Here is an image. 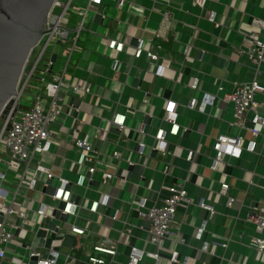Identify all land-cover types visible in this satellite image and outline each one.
<instances>
[{
	"label": "crops",
	"instance_id": "obj_1",
	"mask_svg": "<svg viewBox=\"0 0 264 264\" xmlns=\"http://www.w3.org/2000/svg\"><path fill=\"white\" fill-rule=\"evenodd\" d=\"M86 3L85 0L84 6ZM99 10L106 15L104 24L95 23L91 11L89 23L85 21L84 35L81 37L80 33L73 51H70L72 33L66 51L61 54L49 51L50 56L56 53L57 57L46 79L50 81L53 75L66 70L65 76L72 82L78 78L90 81L91 93H81L79 105V115L91 114L86 129L94 136L104 138L103 127L108 120L116 112H126L129 128L123 135H129L131 139L126 144L121 141V149L126 158L141 165L147 160L148 166L143 180L133 178L122 184L114 179L112 185L100 186L102 191L113 192L114 197L109 207L102 208L99 215H93L92 231L87 239L118 242L115 256L100 254L109 264H126L129 245L161 255L159 260L145 256L138 264H176L170 260L174 249L179 251L181 258L187 256L189 264H262L249 246L257 232L245 217L248 209L264 203L263 156L244 151L240 158L231 159L225 166L230 195L236 197L232 207L227 204V196L218 192L221 172L209 166L215 154L213 143L219 133L241 132L245 138H251L249 131H232L233 104L224 101L223 96L231 92L236 83L255 77L264 83V63L257 66L256 61L250 60L243 42L244 33L260 30L254 21L264 19V0H206L205 7L194 5L193 0H127L122 8L116 0H107ZM165 10L173 11V20L166 37H160L156 32ZM211 11L219 26L209 19ZM109 37L125 42L123 51L114 52L120 61L116 70L107 45ZM141 37L145 40V49L153 47L167 65L164 77L155 76V65L145 53L141 57L134 56L135 39ZM194 77L199 79L198 89L189 86ZM203 91L217 95L215 105L206 113L188 108L190 98H200ZM65 94L61 92L69 103L72 97ZM256 98L261 103L258 109L264 114V93H257ZM169 99L178 101L181 131L178 136L169 137L168 155L163 156L159 151L152 154V134L163 124L161 118ZM147 114L151 115L152 123L147 125V133H140L137 128ZM251 116L250 111L248 117ZM74 124L73 115L64 120L60 132L62 142L54 146L57 155L47 156L49 163L57 164L64 156L75 155L69 144ZM115 136L118 134L110 131L109 137ZM139 142L146 143L144 154L138 151ZM258 150L264 151V135L258 139ZM189 151L193 152L192 161L186 159ZM165 162L171 163L172 175L164 176L161 172ZM119 166L125 167L126 162L120 161ZM139 181L141 186H137ZM176 181H182L195 200L205 199L218 212L207 222L206 231L198 240L196 229L208 217V211L198 205H181L172 223V233L163 245L158 246L149 239L150 226L145 224L149 220L140 217L135 205L131 208L129 200L132 192L137 191L147 198L148 205H152L161 185ZM88 196L96 198L99 193L91 189ZM116 208L120 209L119 216L112 220ZM87 214L88 211L82 209L80 225H88ZM205 241L209 242L207 251L202 249ZM219 241H228V246H221ZM82 254V250H72V256L78 259L73 264H85L79 259Z\"/></svg>",
	"mask_w": 264,
	"mask_h": 264
},
{
	"label": "built area",
	"instance_id": "obj_2",
	"mask_svg": "<svg viewBox=\"0 0 264 264\" xmlns=\"http://www.w3.org/2000/svg\"><path fill=\"white\" fill-rule=\"evenodd\" d=\"M106 1L86 0V6L78 10L79 20L72 23L73 30H70L67 27L70 21L65 18V14L73 0H56L47 18L45 33L35 46V48L39 45L41 47L32 62L31 58L35 48L31 51L18 84L19 102L23 94L32 96L34 101L28 104L29 109H17L11 119V127L7 126L9 117L0 116L2 118L0 153L4 154L0 155V162L6 165L8 171L16 173L12 180L5 171L0 170V264H29L33 257H37V264H73L78 260L72 256L73 249L83 251L79 259L85 264H109L100 254L115 256L118 251L116 241L108 242L103 238L91 241L87 238L92 231L90 225L94 221L93 215H99L102 208L109 207L114 197L113 192L102 191L100 186H110L114 179L120 180L122 184L129 181L127 178L117 176L120 168L119 162L125 161V167L135 163L132 159L126 158L121 149V141L126 144L131 139L129 135H123L129 128L127 113L116 112L108 120L107 125L103 127L104 138L94 136L86 129L90 123L91 114L85 112L82 116L79 115L80 106L75 105V100L80 98L81 93H91L92 84L83 78H78L74 82L70 81L65 76L66 70L53 75L50 81L46 79V75H40V81L44 83V92L49 98L46 111L43 110L41 93L25 92L31 78L35 77L38 67L42 68L45 74L50 71L52 61L47 51L52 39L55 38L56 41L61 42V39H69L72 33L70 51H73L80 33L85 29V21L90 12H99L103 18L106 17L104 12L99 10V7H102ZM116 1L120 8L127 2V0ZM205 3L206 0H193V4L200 7H205ZM56 8L61 9L60 13L55 12ZM162 13V23L156 34L166 37L171 28L173 11L165 10ZM210 14L209 19L219 26L220 23L216 21L215 13L211 11ZM254 25L260 30L244 33L243 42L247 47L246 52L250 60L256 61L259 66L264 63V19H256ZM107 45L110 49V56L113 58V69L116 70L120 61L114 56V52L123 51L125 42L109 37ZM239 51L243 50L239 48ZM143 53L154 63L155 76L164 77L167 65L160 60L159 53L153 47L145 49V40L141 37L138 39L133 54L135 57H141ZM41 63L43 64L40 66ZM28 65L30 67L27 70ZM189 86L192 89H198L199 79L194 77ZM42 87L43 85H40L36 88L41 91ZM61 92L71 95L72 99L69 103H66V98L61 95ZM257 93H264V83L255 77L250 81L236 83L234 89L223 96L224 101L233 104L234 120L231 125H236L238 131L251 133L250 139L245 138L241 132L219 133L213 143L215 154L209 167L221 172L218 192L227 196V204L230 207L235 204L236 197L230 195V183L227 181L225 166L231 159L240 158L244 151L256 152L263 156L264 160V151L258 150V139L264 135V114L258 109L261 103L256 98ZM216 98V94L203 91L200 98L191 97L187 107L206 113L209 107L215 105ZM250 111L252 116L248 117ZM74 112H78V115L75 116ZM72 115L77 121V126L73 130L69 144L75 155L73 157L64 156L57 164L49 163L47 156L57 155L53 151L54 146L62 142L60 132L64 120ZM179 117L178 101L169 99L161 118V123L167 125H158L152 134L154 143L150 147L153 151H159L163 156L169 154V137L178 136L181 131L182 124ZM248 121L251 123L248 124ZM112 125L120 130V134L113 138L109 137V128ZM147 125L146 122H141L137 128L138 132L147 133ZM55 126L57 128H54ZM110 144L115 147L111 149ZM137 146H139V153L144 154L146 143L139 142ZM186 159L192 161V151H189ZM143 165L148 166L147 160ZM161 172L164 176L172 175L171 163L165 162ZM94 180L100 182L99 186L92 183ZM6 183L9 185H4ZM49 185L55 188L52 194L43 192V188ZM137 186H141L140 181ZM91 189H95L99 196L90 198L88 191ZM36 194L40 196L37 197ZM157 195L158 198L152 205H148L147 198L137 191L132 192L129 201L132 209L135 205L140 217L150 221L149 239L158 246L163 245L165 239L172 233V223L181 205H198L208 211V217L196 229L195 236L198 240L202 239L207 222L213 219L218 212L214 205L205 199L195 200L182 181L162 184L157 190ZM47 197L51 199V202H46ZM56 209L68 215L67 221L55 217ZM82 209L88 211L87 226L79 223ZM119 212L120 209L116 208L111 219L117 220ZM245 220L253 224L257 232V235L250 239L249 246L264 264V203L248 209ZM46 221L54 222V226L46 224ZM39 229L46 231L44 241L54 233L62 239L73 238L74 242L72 246L60 245L58 249L54 246L34 245ZM127 230L132 231L131 228ZM218 244L227 247L228 241H219ZM129 246L130 251L126 264H138L145 256L156 260L161 258L157 251H146L137 246ZM20 248H24L25 252H19ZM202 249L206 251L209 249L208 241L203 243ZM170 260L176 264H189V258L187 256L181 258L176 249L172 250Z\"/></svg>",
	"mask_w": 264,
	"mask_h": 264
},
{
	"label": "water",
	"instance_id": "obj_3",
	"mask_svg": "<svg viewBox=\"0 0 264 264\" xmlns=\"http://www.w3.org/2000/svg\"><path fill=\"white\" fill-rule=\"evenodd\" d=\"M56 0H0V116L9 117L8 127H11V119L14 117L18 108L29 109L30 106L19 102L18 84L28 61L31 51L38 44L41 36L45 33V25L48 15ZM103 15L99 12L94 13L93 21L97 24H104ZM117 23L115 21L114 25ZM135 43L138 40L135 39ZM57 54L51 55L52 65L56 60ZM38 70L43 71L38 67ZM36 79H41V76L35 75ZM152 87L149 90V94ZM81 99L75 100V105L79 106ZM77 116L78 112H74ZM151 115L145 116L146 124L152 123ZM77 126L75 121L74 128ZM232 131L238 127L232 126ZM109 130L113 133L120 134V130L116 126H111ZM156 150L152 151L155 154ZM145 167L141 164H129L127 167H120L117 171V176L127 178L128 180L137 179L143 180ZM95 186H99L100 182L92 181ZM43 192L52 194L55 188L52 185L43 188ZM57 219L67 221L68 215L63 214L60 209L54 211ZM1 220V217H0ZM46 224L54 226V222L46 221ZM145 224L150 226V221ZM46 231L39 229L34 245H45L47 247L54 246L56 249L60 245L72 246L74 239L65 237L62 239L54 233L47 238L43 237ZM29 264H37V257H33Z\"/></svg>",
	"mask_w": 264,
	"mask_h": 264
},
{
	"label": "rangeland",
	"instance_id": "obj_4",
	"mask_svg": "<svg viewBox=\"0 0 264 264\" xmlns=\"http://www.w3.org/2000/svg\"><path fill=\"white\" fill-rule=\"evenodd\" d=\"M84 3H85V0H73L68 12L65 14V18L68 19L70 21V24H68V28L70 30H73V24L72 23H76L79 19L78 17V10L81 8V7H84ZM61 9H58L56 8L55 9V12L56 13H60ZM91 17V14L88 16L87 20H86V24L89 23V19ZM102 29V27H101ZM84 35V32L82 31V36L83 37ZM62 41L59 42V41H56V39H52L51 43L49 44V50L47 51V53L50 51V50H54V51H57L59 52L60 54L64 51H66V44H67V41H68V38H64V39H61ZM40 45L37 46L35 48V52L31 58V62L35 59L36 57V52L39 51L40 49ZM43 63L40 64V66L42 65ZM30 65L27 66V70L29 69ZM35 75H46L43 71H40V70H37ZM25 79V78H24ZM40 85H43L42 87V90H38L36 87L40 86ZM25 92L27 93H41L42 95V105H43V110L46 111L47 108H48V102H49V98L46 96L45 92H44V83L38 79H36L35 77L31 78L30 80V83H29V86L26 88ZM34 101V98L30 95H27V94H23L22 97H21V103L23 104H31L32 102ZM1 120L2 118H0V123H1ZM54 128H57V126H55ZM0 155H4V154H1ZM0 170L1 171H5L8 175L9 178H11L13 180V178L16 176V173L15 172H12V171H8L7 168H6V165L1 163L0 162ZM4 185H9L8 183L4 184ZM79 192H81V190H79ZM36 196H40L39 194H36ZM42 197V195H41ZM43 198V197H42ZM46 202H51V199L50 198H46ZM21 253L25 252V249L24 248H20L19 249Z\"/></svg>",
	"mask_w": 264,
	"mask_h": 264
}]
</instances>
